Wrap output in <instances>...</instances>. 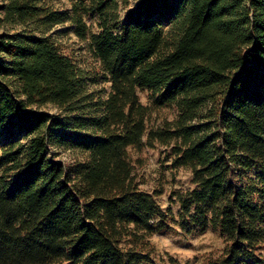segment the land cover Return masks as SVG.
I'll use <instances>...</instances> for the list:
<instances>
[{
	"label": "trees",
	"instance_id": "obj_1",
	"mask_svg": "<svg viewBox=\"0 0 264 264\" xmlns=\"http://www.w3.org/2000/svg\"><path fill=\"white\" fill-rule=\"evenodd\" d=\"M128 1L1 7L0 27L20 29L0 32V264L148 263L170 222L221 234L202 264H264V0H137L121 14ZM65 22L100 63L105 98L47 34ZM166 106L174 118L149 128ZM156 143L191 171L176 217L136 180L131 151Z\"/></svg>",
	"mask_w": 264,
	"mask_h": 264
},
{
	"label": "rangeland",
	"instance_id": "obj_2",
	"mask_svg": "<svg viewBox=\"0 0 264 264\" xmlns=\"http://www.w3.org/2000/svg\"><path fill=\"white\" fill-rule=\"evenodd\" d=\"M47 4L59 11L71 8V0H44ZM7 0H0V16H2L1 7ZM137 0H129L127 6L121 9V14L133 7ZM85 21L92 28L96 25L91 17H86ZM20 29L19 26L0 27L3 30ZM40 34V31H35ZM48 35L59 42L61 51L69 55L80 67L88 70L96 83L91 84L90 88L105 98L109 91V81L103 77L98 60L92 55L88 47V41L79 40L72 31L69 22L57 24L48 30ZM139 100L148 105L149 92L146 89H137ZM45 110L54 113L56 109L51 106L45 107ZM175 111L170 107H162L157 112H153L148 123V127L160 125L163 118L170 121L175 116ZM54 151L60 153L59 158L63 161L74 160L76 154L63 147H53ZM132 157L135 160L136 180L139 187L145 191L156 193V201L166 210L171 208L175 217L179 209V203L175 201L174 193L186 190L192 186L191 171L189 168L179 166L175 167L172 163L170 148L168 146L156 143L155 147L142 148L141 151L132 150ZM156 252L152 262L143 264H168V255L172 256L180 264H202L208 254L220 253L223 248V239L217 230L208 229L202 233H193L190 235L182 234L175 223L170 222L169 227L159 230L151 236Z\"/></svg>",
	"mask_w": 264,
	"mask_h": 264
}]
</instances>
